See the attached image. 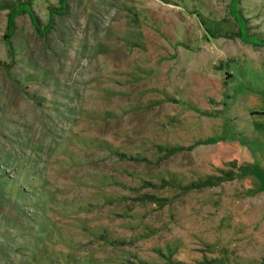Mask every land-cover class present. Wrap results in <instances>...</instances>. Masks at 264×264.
Wrapping results in <instances>:
<instances>
[{"label": "rangeland", "instance_id": "374dc122", "mask_svg": "<svg viewBox=\"0 0 264 264\" xmlns=\"http://www.w3.org/2000/svg\"><path fill=\"white\" fill-rule=\"evenodd\" d=\"M236 1L0 0V264H264V0Z\"/></svg>", "mask_w": 264, "mask_h": 264}, {"label": "trees", "instance_id": "16d2710c", "mask_svg": "<svg viewBox=\"0 0 264 264\" xmlns=\"http://www.w3.org/2000/svg\"><path fill=\"white\" fill-rule=\"evenodd\" d=\"M9 8H10V11H9L8 17H9V25L10 26H12V24L15 23L16 18L19 15L20 12H24V11L28 12V10H29V8H27V7L23 6V5L22 6L11 5V6H9ZM248 40H250V38ZM251 40L252 41H250V42H258L259 44H264V38H259L257 36H253Z\"/></svg>", "mask_w": 264, "mask_h": 264}]
</instances>
